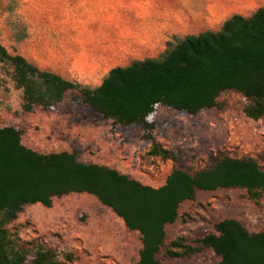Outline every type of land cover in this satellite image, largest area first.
<instances>
[{
  "label": "rangeland",
  "instance_id": "1",
  "mask_svg": "<svg viewBox=\"0 0 264 264\" xmlns=\"http://www.w3.org/2000/svg\"><path fill=\"white\" fill-rule=\"evenodd\" d=\"M183 1L0 0V44L41 70L94 88L112 68L159 58L167 48L145 51L134 41L117 38L119 30L102 27L108 37H115L107 46L101 43L104 35L97 34L98 16L185 13L180 10ZM20 33L25 35L23 40L17 38ZM12 74V66L0 62V127L21 129L22 143L38 152H75L84 163L117 169L156 188L165 184L173 169L208 170L226 156L252 158L264 170V117L249 118L248 100L238 91L222 92L218 107L196 115L158 106L148 118L154 125L149 131L103 117L84 102L79 90L67 92L62 102L49 109L35 106L25 112L23 92ZM153 139L173 158L153 155ZM226 218L241 221L252 233L264 230V193L254 197L242 188L199 191L195 200L181 205L176 222L167 226L160 264L219 262L220 257L207 248L191 256H169L166 251L182 253L183 248L170 247L180 238L186 245L200 247L198 240ZM7 228L16 245L30 253L27 264L38 246L53 249L58 264H136L142 247L139 232L129 230L109 207L87 193L55 198L51 208L26 205Z\"/></svg>",
  "mask_w": 264,
  "mask_h": 264
},
{
  "label": "trees",
  "instance_id": "2",
  "mask_svg": "<svg viewBox=\"0 0 264 264\" xmlns=\"http://www.w3.org/2000/svg\"><path fill=\"white\" fill-rule=\"evenodd\" d=\"M17 38L23 40L25 35ZM0 62L12 66L25 112L35 106L49 109L67 92L79 90L84 102L103 117L150 131L154 125L148 118L158 106L196 115L218 107L220 94L233 90L248 100L249 118L264 117V8L250 17L234 15L219 32L169 42L159 58L114 67L94 88L41 70L24 56L9 54L1 44ZM22 134L14 126L0 127V264H27L30 253L16 245L7 228L26 205L51 208L55 198L71 193L93 195L129 230L139 232L142 247L136 264H160L167 225L176 222L181 205L195 200L199 191L242 188L254 197L264 193V170L252 158L226 156L213 168L195 173L173 169L165 184L156 188L117 169L84 163L75 152H38L22 143ZM151 153L173 158L154 139ZM213 228L198 240L200 247L186 245L180 238L170 247L183 252L168 249L167 254L191 256L207 248L220 257L216 264H264V230L252 233L234 218L216 222ZM30 264H58V255L38 246Z\"/></svg>",
  "mask_w": 264,
  "mask_h": 264
},
{
  "label": "crops",
  "instance_id": "3",
  "mask_svg": "<svg viewBox=\"0 0 264 264\" xmlns=\"http://www.w3.org/2000/svg\"><path fill=\"white\" fill-rule=\"evenodd\" d=\"M182 4L180 10L185 13H102L97 19L101 26L97 34L104 35L101 43H111L114 35L108 37L102 27H113L115 32L119 30L117 38L134 41L145 51L165 49L169 42L187 35L219 32L234 15L250 17L264 8V0H184ZM132 25L138 28L133 29Z\"/></svg>",
  "mask_w": 264,
  "mask_h": 264
}]
</instances>
